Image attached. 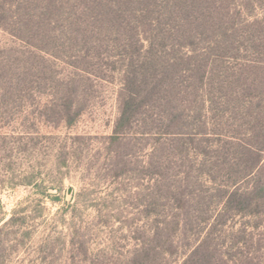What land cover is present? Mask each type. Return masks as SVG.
<instances>
[{
	"label": "rangeland",
	"instance_id": "obj_1",
	"mask_svg": "<svg viewBox=\"0 0 264 264\" xmlns=\"http://www.w3.org/2000/svg\"><path fill=\"white\" fill-rule=\"evenodd\" d=\"M194 6L0 0V264H264V0Z\"/></svg>",
	"mask_w": 264,
	"mask_h": 264
},
{
	"label": "trees",
	"instance_id": "obj_2",
	"mask_svg": "<svg viewBox=\"0 0 264 264\" xmlns=\"http://www.w3.org/2000/svg\"><path fill=\"white\" fill-rule=\"evenodd\" d=\"M188 2H191L192 5H195L194 7L199 8V4L205 2V0H186V3ZM191 12L192 14H189L190 17L194 15L195 10H192ZM199 13L202 14L200 11ZM188 19L190 18L188 17ZM155 81H157V73L150 77H143V86H137L136 89L129 87L125 88V91H127L128 94H125L122 102L121 114L115 127L116 134L119 133L120 136L126 133L127 130L131 129L132 126L135 125V122L139 120V116L149 110L150 106L152 105V100H156L159 97L157 95L161 92V89H159L156 83L152 85V82ZM263 150L264 149H261L260 147H253V149L250 150L253 159L256 162L251 167L252 169L250 172H253L255 168L258 169L254 177H256V175H260L259 171L264 169V165H261L262 160L264 159ZM227 201V207H229V205H233L235 201L239 202V210L252 208L253 205H257L260 201L264 202V181L258 179L255 184L251 185V187L245 190L240 191L238 188H236L230 193L229 199H227ZM226 222L227 218L225 219V215L221 214L218 224L224 226ZM151 250L152 249L150 245L146 242V240H144V244L142 245L140 251L149 254V251ZM148 254L145 256L148 257Z\"/></svg>",
	"mask_w": 264,
	"mask_h": 264
}]
</instances>
